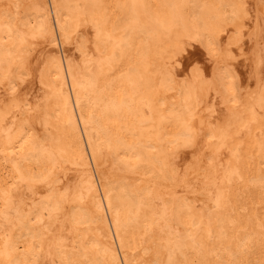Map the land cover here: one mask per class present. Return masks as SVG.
Listing matches in <instances>:
<instances>
[{
	"label": "bare ground",
	"instance_id": "obj_1",
	"mask_svg": "<svg viewBox=\"0 0 264 264\" xmlns=\"http://www.w3.org/2000/svg\"><path fill=\"white\" fill-rule=\"evenodd\" d=\"M0 264H264V0H0Z\"/></svg>",
	"mask_w": 264,
	"mask_h": 264
}]
</instances>
